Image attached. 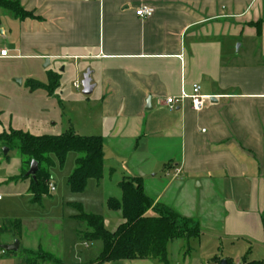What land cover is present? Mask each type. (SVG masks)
Instances as JSON below:
<instances>
[{
  "label": "crops",
  "instance_id": "0c3cea01",
  "mask_svg": "<svg viewBox=\"0 0 264 264\" xmlns=\"http://www.w3.org/2000/svg\"><path fill=\"white\" fill-rule=\"evenodd\" d=\"M19 2L32 18L20 20L0 9V51H7L6 58L0 57L1 80L27 72L30 81L45 85L32 76L45 60L49 65L43 69L54 65L64 73L68 65L76 76L90 72L94 89L83 95L69 126L75 135L100 137L103 143L102 177L89 180L83 191L91 198L85 214L101 217L113 232L122 219L107 201H120V183L138 178L153 206L167 207L200 229L191 238L194 247L187 238L171 242L165 263L109 264L262 261L264 0ZM144 5L153 13L140 19L135 12ZM194 84L209 98L202 111H192L189 101L173 110L165 105L166 98L179 96L182 87L190 93ZM6 117L2 128L4 123L24 133ZM20 175L7 183H28L29 193V179L14 180ZM85 232L83 225L74 234L81 240ZM218 240L226 244L223 256L216 255ZM91 244L97 245L96 253L74 254L75 264H103L98 262L101 243L84 247ZM40 251L38 246L26 253L41 262ZM0 252V264L14 263V255L7 253L16 252ZM49 263L58 260L52 257Z\"/></svg>",
  "mask_w": 264,
  "mask_h": 264
},
{
  "label": "rangeland",
  "instance_id": "374dc122",
  "mask_svg": "<svg viewBox=\"0 0 264 264\" xmlns=\"http://www.w3.org/2000/svg\"><path fill=\"white\" fill-rule=\"evenodd\" d=\"M43 66L44 63L35 67L32 76L42 79L47 83L46 86L50 74L58 77L57 88L51 92L45 91V94L29 88L28 82L31 79L25 76L28 75L27 72H21V76L16 80L10 77L6 81L0 79V106L3 110L0 121L10 116L12 124L19 125L24 133L32 136L57 137L69 131L71 117L77 115L78 103L85 99L82 90L75 91L73 84L77 81L81 84L86 72L76 76L72 66L66 65L64 73L54 65L47 69H43ZM14 81H21V85L14 84ZM3 126V128L0 126V132L9 133V126L4 123ZM0 149L3 148L0 146ZM75 159V153H68L64 165L60 167L56 158L51 156L53 163L48 169L49 182L54 185L55 191H48L39 203H33L27 193L28 183H7V180L15 177L17 173H27L29 165L24 164V159L17 149H10L7 155L1 152L0 195L3 201L0 203V228L4 232L0 235V249L7 242L19 243L20 247L16 253H7L14 255L13 264H25L26 260L29 264H35L37 260L35 255H28L26 251L38 246L41 250L38 254L46 261L40 259L44 263L38 261L36 264L48 263L46 255L58 260V264H75L74 254L82 258L96 253L97 245L91 244L86 249L84 247L86 242L75 236V229L82 228L83 225L70 218L72 215L80 214L77 206L86 213L91 204V198L86 191L72 193L67 187V178L72 172ZM101 215H106L105 211ZM194 242H196L194 239L189 240V245L194 247ZM218 245L220 249L216 255H225L226 244L223 242L222 246L218 240Z\"/></svg>",
  "mask_w": 264,
  "mask_h": 264
},
{
  "label": "trees",
  "instance_id": "16d2710c",
  "mask_svg": "<svg viewBox=\"0 0 264 264\" xmlns=\"http://www.w3.org/2000/svg\"><path fill=\"white\" fill-rule=\"evenodd\" d=\"M0 9L20 20L32 18V14L20 6L19 0H0ZM28 86L32 90L43 89L51 92L58 86V77L50 74L47 86L33 81H29ZM0 146L7 150V154L10 149H17L26 165H30L32 161L37 163L35 180L27 177L26 172L14 179H29V193L33 203H39L47 195V184L50 181L48 169L53 163L51 156L62 167L68 153L76 154L74 168L67 178V186L72 193H82L89 180L99 181L102 177L104 159L100 137H81L72 131L57 137L32 136L11 130L9 133L0 134ZM119 187L120 201H107L108 209L119 210L122 219L113 232L105 229L101 217L83 213L80 206H77L80 214L74 217L88 230L80 236L81 241L101 243L99 263L140 260L165 263L167 247L171 242L199 236V228L192 220L179 217L167 207L153 206V201L142 191L140 179L122 181ZM149 212L152 214H148ZM3 232L0 228V235ZM46 258L52 259L49 255ZM226 264L232 263L226 261ZM243 264H264V259L256 262L244 261Z\"/></svg>",
  "mask_w": 264,
  "mask_h": 264
},
{
  "label": "built area",
  "instance_id": "2783aa9c",
  "mask_svg": "<svg viewBox=\"0 0 264 264\" xmlns=\"http://www.w3.org/2000/svg\"><path fill=\"white\" fill-rule=\"evenodd\" d=\"M83 2H88L90 0H82ZM153 9L149 6H140L136 12L135 15L140 18V19H145L148 18L152 15ZM0 57L1 58H6L7 57V51L3 50L0 51ZM73 88L76 91L82 90V85L77 81L73 84ZM208 97H205L201 94V87L198 84H194L191 87V92L186 93L185 90L181 89V92L179 96L177 97H169L165 99V105L170 109L173 110L178 104L183 103L184 101H189L191 110L194 112H200L204 109L205 103L208 100ZM2 150L0 149V155H1ZM178 173V171L176 172ZM55 187L52 183H48V191L49 192H54ZM2 197L0 195V201Z\"/></svg>",
  "mask_w": 264,
  "mask_h": 264
},
{
  "label": "water",
  "instance_id": "95a60500",
  "mask_svg": "<svg viewBox=\"0 0 264 264\" xmlns=\"http://www.w3.org/2000/svg\"><path fill=\"white\" fill-rule=\"evenodd\" d=\"M49 65L48 60H45V65L44 68H46ZM17 84H20V81L16 82ZM82 85V95L84 96H88L92 93L94 86L91 84V79H90V72L87 71L84 75H83V79L81 82ZM149 107V100L147 101V108ZM3 154H7V150L4 148L2 150ZM38 170V165L35 161H32L29 165V169L26 173L27 177H31L32 180H35V174ZM18 246L19 243L17 241H15L13 244L8 245V246H1V249L4 250L5 252H17L18 251ZM220 264H226V262L224 260H222L220 262Z\"/></svg>",
  "mask_w": 264,
  "mask_h": 264
}]
</instances>
